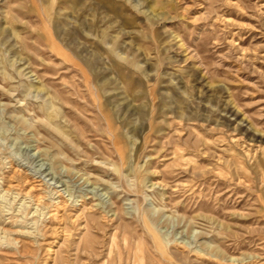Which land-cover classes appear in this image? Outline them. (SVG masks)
Wrapping results in <instances>:
<instances>
[{"label": "rangeland", "instance_id": "rangeland-1", "mask_svg": "<svg viewBox=\"0 0 264 264\" xmlns=\"http://www.w3.org/2000/svg\"><path fill=\"white\" fill-rule=\"evenodd\" d=\"M0 264H264V0H0Z\"/></svg>", "mask_w": 264, "mask_h": 264}]
</instances>
